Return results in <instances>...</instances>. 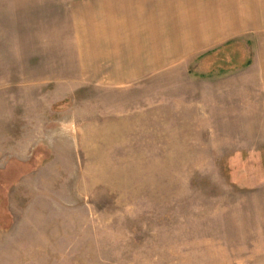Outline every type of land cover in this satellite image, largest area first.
I'll list each match as a JSON object with an SVG mask.
<instances>
[{
    "label": "rangeland",
    "instance_id": "obj_1",
    "mask_svg": "<svg viewBox=\"0 0 264 264\" xmlns=\"http://www.w3.org/2000/svg\"><path fill=\"white\" fill-rule=\"evenodd\" d=\"M72 1L0 0V241L30 264H264V107L228 89L244 44L90 81Z\"/></svg>",
    "mask_w": 264,
    "mask_h": 264
},
{
    "label": "crops",
    "instance_id": "obj_2",
    "mask_svg": "<svg viewBox=\"0 0 264 264\" xmlns=\"http://www.w3.org/2000/svg\"><path fill=\"white\" fill-rule=\"evenodd\" d=\"M67 12L65 48L87 80L130 84L244 44L252 76L228 89L264 107V0H73ZM21 247L0 241V264H30Z\"/></svg>",
    "mask_w": 264,
    "mask_h": 264
}]
</instances>
